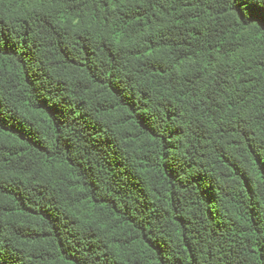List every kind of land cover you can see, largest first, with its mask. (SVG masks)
Wrapping results in <instances>:
<instances>
[{
  "label": "trees",
  "instance_id": "16d2710c",
  "mask_svg": "<svg viewBox=\"0 0 264 264\" xmlns=\"http://www.w3.org/2000/svg\"><path fill=\"white\" fill-rule=\"evenodd\" d=\"M0 264H264V0H0Z\"/></svg>",
  "mask_w": 264,
  "mask_h": 264
}]
</instances>
